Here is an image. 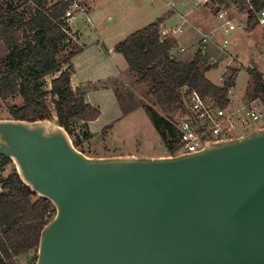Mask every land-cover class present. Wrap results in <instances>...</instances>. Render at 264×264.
I'll return each mask as SVG.
<instances>
[{"label":"water","instance_id":"water-1","mask_svg":"<svg viewBox=\"0 0 264 264\" xmlns=\"http://www.w3.org/2000/svg\"><path fill=\"white\" fill-rule=\"evenodd\" d=\"M174 156L91 157L0 119V156L54 208L35 264H264V127Z\"/></svg>","mask_w":264,"mask_h":264},{"label":"trees","instance_id":"trees-1","mask_svg":"<svg viewBox=\"0 0 264 264\" xmlns=\"http://www.w3.org/2000/svg\"><path fill=\"white\" fill-rule=\"evenodd\" d=\"M0 0V44L5 57L0 60V101L19 98L20 107L9 108L11 119L33 122L53 120L63 127L74 147L83 153L82 143L73 138L74 122L90 123L100 112L85 102L89 89L70 86L74 72L71 60L81 51L75 50L64 19L74 0ZM217 9L235 6L247 15V28L258 25L256 14L264 9V0H214ZM163 20L127 36L114 47L123 57L135 84L149 87L153 106L143 105L118 80L100 89H111L122 117L139 108L144 109L154 130L170 156L176 155L178 141L170 117L183 110L181 89L194 90L213 109L229 107V90L234 86L237 70L221 77L220 87L209 82L200 63L204 52L199 49L187 63L177 61L171 52L177 43L171 35H162ZM251 101L264 103V82L259 72L250 69ZM51 78L49 91L45 80ZM92 91L98 88L91 89ZM50 100L51 102H48ZM88 133L83 140L90 138ZM11 162L0 156V173ZM0 192V264H15L16 258L29 253L36 255L39 236L44 226L54 217L55 211L46 199L37 197L19 180L15 169L2 181Z\"/></svg>","mask_w":264,"mask_h":264},{"label":"rangeland","instance_id":"rangeland-1","mask_svg":"<svg viewBox=\"0 0 264 264\" xmlns=\"http://www.w3.org/2000/svg\"><path fill=\"white\" fill-rule=\"evenodd\" d=\"M26 1L27 0H19L15 1V3L22 4ZM76 2L84 7L82 10H88L87 6H89L93 7L95 13L98 14V18H96L97 22H94V24L92 23L91 26V24L86 22L85 16L79 13L81 9L78 5V9L74 11V16L76 14L78 15H76L71 22V32L73 31V33L77 34L76 36L79 38L78 44L84 49V51L78 53L76 55L77 57L74 59L75 76L71 78L73 79V84L83 86L81 88L89 89L85 101L100 112V116L97 120L87 124L74 122L72 126L73 138L81 141V149L86 156L109 157L133 154H135V156L144 155L157 157L163 154L169 156L160 137L147 118L144 109L139 108L123 118L113 92L99 91L101 90L102 83L111 86L114 80H118L133 95L135 101L143 105L153 106L154 109L157 110L153 105L154 100L150 95L147 85L135 84L134 77L124 76L109 78L103 76L105 74V69L110 66L112 68L114 65L118 68L125 66L124 59L119 54H117L118 58L112 59L111 61H100L96 57L98 51L96 41L99 37L105 38V36H107L104 32L105 28L109 26L110 29H114L116 17L129 15L130 12L133 14L136 11L141 12L147 9V13H151L148 16L153 13L159 14L157 16L159 17L161 13H168L171 11L169 16H165L162 25L165 26V28H173V30H176L180 28L181 23H183V27L181 28L182 33L175 34L176 39L178 42L180 41L179 43L182 44L185 50L180 55L176 56L178 59L181 57L180 59L182 60H186V58L190 56L192 50L197 48L196 44H198L199 49L204 50L201 44L202 37H210L209 32L218 28L215 32V37L209 41V44L212 41L218 43L220 46L213 44L208 45V47L211 46L212 48H210L211 50L208 54H205L206 57L201 61L200 69L202 72L211 70V73L208 74L209 79L215 82L219 79L220 85H222V79L220 78L223 75H226L230 70H237L233 90L228 94L229 101L231 104H240L241 107H249L253 102L250 99L252 90L250 69L256 70L264 78V59L262 57L264 53V26L256 25L248 32L246 30L247 24H245L247 21V15L245 13H242L243 16L240 18L243 23V27H241L243 30L238 31V34L230 32V34L226 35L222 27H219L221 20L217 19L214 14L221 9L223 12L227 13H224V17L225 15L235 16L234 13H236V10L228 8L229 6L226 9H217L213 4H202V0H76ZM110 17L111 21L109 22L107 19ZM97 19L101 22L99 23ZM146 19L147 16H145L143 12V16L137 18L133 25L136 26V29L141 28L147 24L148 21H146ZM184 19H186V23L183 22ZM133 25H122L120 27L121 33L133 32V28H135ZM161 29V33L164 32L165 35L172 36L168 30ZM121 33L119 30L117 33H111L113 36L112 39L117 38ZM71 37L70 35V38ZM106 38L108 39V37ZM224 40L228 42L225 46L223 43ZM71 41L73 42V40ZM73 44L75 50L79 49L76 42H73ZM5 55V49L0 44V60H2ZM99 80H101V82ZM50 82L51 78L45 80L44 88L46 91L50 89ZM94 87L98 88V90L92 91L91 89ZM73 90L75 89L73 88ZM254 101L258 106L261 105L264 107V103L261 101ZM48 102L51 101L48 100ZM21 104L22 102L19 98H14L6 102L0 101V119H9V108L20 107ZM52 119V121L56 122L54 113H52ZM256 127L263 128L264 120L255 125H251L244 133L239 131V134L235 136H240L242 134L246 135ZM88 133L91 134V136L88 140L84 141L83 138ZM143 147L147 149L150 148V150L143 149ZM13 168L12 163H10L6 166L5 171L0 173L1 192L3 190L2 181ZM35 261L36 255H34V253H29L14 260L15 264H35Z\"/></svg>","mask_w":264,"mask_h":264},{"label":"built area","instance_id":"built-area-1","mask_svg":"<svg viewBox=\"0 0 264 264\" xmlns=\"http://www.w3.org/2000/svg\"><path fill=\"white\" fill-rule=\"evenodd\" d=\"M250 1L252 0H248V2ZM202 3L206 5L214 4V0H202ZM77 9L78 6L74 3L66 11L64 19L67 23L73 19L74 11ZM214 16L219 20L225 19L224 12L221 9L216 11ZM256 17L258 25L264 26V9L257 12ZM225 33H227V30ZM211 39V36H203L201 44L205 45ZM223 43L224 46L228 44L225 40ZM262 57L264 59V54ZM181 95L183 110L170 117L178 141L176 155L193 153L202 149L203 136L206 137L207 141L234 139L243 135L235 136L239 134V131L244 133L251 125L264 120V107L261 105L255 107L250 104L249 107L243 106L235 110H231L229 107L213 109L194 90H190L186 86L182 87Z\"/></svg>","mask_w":264,"mask_h":264},{"label":"crops","instance_id":"crops-1","mask_svg":"<svg viewBox=\"0 0 264 264\" xmlns=\"http://www.w3.org/2000/svg\"><path fill=\"white\" fill-rule=\"evenodd\" d=\"M58 0H49V2H50V4H54V3H56ZM75 3H76V5L78 6L79 5V7H80V11L81 12H79V13H81V14H83L84 16H85V18H86V22L87 23H89V24H91V26H92V23L94 24V22L96 23L97 21H96V18H98V14H96L95 13V9L93 8V7H89V6H87V8H88V10H82L84 7L83 6H81L80 4H77V2H76V0L74 1ZM87 4V3H86ZM203 4V3H202ZM147 5V4H146ZM214 5V4H213ZM148 7V6H147ZM215 8V7H214ZM228 8H233V9H235L236 10V13H234L235 14V16H232V15H230V16H227V15H225V17H226V19H224V20H221V23H220V25H219V27L221 28L222 27V29H223V32H224V34H226V35H228V34H230V32H235L236 34H238L237 32L238 31H241V30H243V29H241V27H243V23H242V21H241V17L243 16V14H242V12H240L239 10H238V8L237 7H235V6H231V5H229V7ZM223 9V8H222ZM226 9V8H225ZM224 9V10H225ZM135 11V10H134ZM133 12V11H132ZM143 12H144V15L145 16H147V19H146V21H148L147 22V24L145 25V26H143V27H141V28H137L136 29V26L135 25H133L134 24V22H135V20H137V18H139V17H141V16H143ZM171 12V11H170ZM170 12H168V13H166V12H163V13H161V16H159V17H157L159 14H153L152 13V15H150V16H148L149 14H151V13H147V9L146 10H143V11H141V12H138V11H136V12H134L133 14H131V12H130V14L129 15H123V16H119V17H116L117 19H116V21L114 22V29H110L109 28V26L108 27H106L105 28V34L107 35V36H105V38H101V37H99V39L96 41V44H97V47H98V51H97V59L98 60H100V61H104V60H109V61H111L112 59H116V58H118V56H117V54H115V52H114V47H115V45L116 44H118L119 42H121L122 40H124L127 36H129L130 34H132V33H134V32H136L137 30H140V29H142V28H144V27H146V26H148L149 24H151V23H153V22H155L156 20H158V19H162V20H164L165 19V16H169V14H170ZM225 14H227L226 12H224ZM237 14V15H236ZM76 15H78V14H76ZM75 15V16H76ZM74 16V17H75ZM74 17H73V19H74ZM155 18V19H154ZM73 19L72 20H70L69 21V23H67L68 24V27H69V31H70V35L72 36L70 39L71 40H73V42H76L77 43V45L79 46V44H78V40H79V38L76 36L77 34H75V33H73V31L71 32V29H72V21H73ZM149 19V20H148ZM154 19V20H153ZM98 21H99V23L101 22L99 19H97ZM109 22L111 21V17L109 18V19H107ZM247 20V19H246ZM238 21V22H237ZM183 22L184 23H186L187 21H186V19H184L183 20ZM124 24H126V25H133V27L135 26V28H133L134 30H133V32H123V33H121V26L122 25H124ZM246 24V23H245ZM144 25V24H143ZM183 27V23H181V27L180 28H177L176 30H173V28H165V26H161V28H163V29H166V30H168V32L169 33H171L172 34V36H173V38L175 39V41H176V43H177V46H176V48L171 52V56H173L177 61H179V62H182V63H187V62H189V61H191L192 59H193V57H194V55L196 54V52L199 50V46H198V44H196L197 46V48H195V49H193L192 50V52L190 53V56H188L187 58H186V60H182V59H180L181 57H179V59L176 57V56H178V55H180L182 52H184L185 50H184V48H183V46H182V44H180L179 42H178V40L176 39V33H182V30H181V28ZM218 28H215L214 30H212V31H210L209 32V35L212 37V38H214L215 37V32H216V30H217ZM118 30L120 31V33L121 34H119V36H117V38H115V39H112V34L111 33H117L118 32ZM227 30V33H225V31ZM70 35H69V37H70ZM202 35H204V34H202ZM201 35V36H202ZM106 37H108V39L106 38ZM121 39V40H120ZM199 39V38H198ZM198 39H197V41H198ZM196 41V42H197ZM263 42H264V39H263ZM198 43V42H197ZM210 44H213V45H216V46H220L218 43H216V42H212L211 41V43ZM209 43H207V44H205V45H202L203 47H204V50H203V52H204V55L205 54H208V52L211 50L210 48H212L211 46H209L208 47V45H210ZM84 47H86V46H84ZM79 49L81 50L80 52H82V51H84V49H83V47H80L79 46ZM79 52V53H80ZM264 54V53H263ZM121 56V55H120ZM77 56H75L72 60H71V63H72V65H73V68H74V73L72 74V78L75 76V66H74V59L76 58ZM122 57V56H121ZM204 57H206V55L204 56ZM204 57L202 58V60H204ZM123 58V57H122ZM124 63H125V61H124ZM105 74L103 75L104 77H109V78H112V77H115V78H117V77H124V76H129V77H133V76H130V74H129V72H128V68H127V65H126V63H125V66H121V67H115V65H114V67L112 68L111 66L109 67V68H106L105 69ZM204 73V76H205V78L209 81V82H211L213 85H215V86H221L220 84H219V82H220V80L218 79V81L217 82H215V81H212V80H210L209 79V77H208V74H210L211 73V70H206V71H204L203 72ZM262 76V75H261ZM71 78V88L73 89H76V88H81V87H83V86H78V85H75V84H73V79ZM221 79V78H220ZM100 82H101V80H99ZM262 81L264 82V78L262 77ZM234 87V86H233ZM233 87L231 88V90H230V92L233 90ZM99 91H104V92H107V91H110L111 93H112V91L111 90H109V89H101V90H99ZM86 97V96H85ZM230 100V99H229ZM86 102V101H85ZM87 103V102H86ZM87 104H89V103H87ZM251 104H253V106H258L256 103H255V101H253ZM89 105H91V104H89ZM92 106V105H91ZM241 107V105L240 104H231L230 103V105H229V108L231 109V110H235V109H238V108H240ZM130 115V114H129ZM127 117V116H126ZM124 118V117H123ZM91 123V122H90ZM256 128H260V127H256ZM256 128H253V129H256ZM252 129V130H253ZM91 135V134H90ZM140 148V147H139ZM143 149H146V150H150V148H145V147H143ZM132 156H135V154H133ZM142 156H144V155H142ZM163 156H165V154H163L162 156H157V157H163ZM151 157H154V156H151ZM1 192V191H0Z\"/></svg>","mask_w":264,"mask_h":264}]
</instances>
